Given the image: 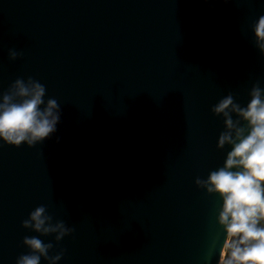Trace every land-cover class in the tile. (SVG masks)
I'll use <instances>...</instances> for the list:
<instances>
[{"label":"water","instance_id":"obj_1","mask_svg":"<svg viewBox=\"0 0 264 264\" xmlns=\"http://www.w3.org/2000/svg\"><path fill=\"white\" fill-rule=\"evenodd\" d=\"M261 15L264 0H0V97L32 77L61 109L42 143L0 144V264L29 252L40 205L74 229L39 237L58 264H218L221 201L195 181L230 150L213 106L264 88Z\"/></svg>","mask_w":264,"mask_h":264},{"label":"clouds","instance_id":"obj_2","mask_svg":"<svg viewBox=\"0 0 264 264\" xmlns=\"http://www.w3.org/2000/svg\"><path fill=\"white\" fill-rule=\"evenodd\" d=\"M252 33L264 56V15L252 25ZM19 55L15 49L9 50L10 60ZM45 96V85L32 77L14 81L0 97V144L33 147L56 132L60 104L55 98L45 100ZM249 96L245 106L231 93L213 106V114L224 122L217 148L227 146L230 150L221 167L195 181L198 188L221 201L216 213L223 233L218 264H264V88L254 85ZM22 226L39 236L23 239L29 252L20 255L16 264H41L42 259L58 264L63 251L49 255L53 244L39 237L54 235L59 242L74 229L54 221L45 205L32 210Z\"/></svg>","mask_w":264,"mask_h":264}]
</instances>
